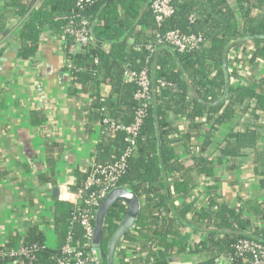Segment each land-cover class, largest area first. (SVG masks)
Wrapping results in <instances>:
<instances>
[{
  "label": "trees",
  "instance_id": "16d2710c",
  "mask_svg": "<svg viewBox=\"0 0 264 264\" xmlns=\"http://www.w3.org/2000/svg\"><path fill=\"white\" fill-rule=\"evenodd\" d=\"M0 33L14 20L21 22L18 31V57L35 58L39 52L42 34L53 33L59 43L71 23L80 25L86 20L93 43L70 52L71 38L61 44L65 60L70 65L73 84L91 93L92 120L101 126L102 139L96 145L94 156L101 164L113 163L127 150L126 133L112 132L103 124L105 117L129 125L135 118L137 86L125 81L126 69L146 70L153 87L159 79L168 83L166 89L156 93L147 111V117L137 139V149L127 160V169L120 186L131 189L141 201V211L133 231L126 234L121 245L147 252L139 264H168L176 255L198 253L204 258L232 257L241 264L235 245L243 239L264 245V229L256 227L264 220L261 204L250 203L244 211L224 203L219 187L220 177L214 168L224 162L233 163L247 150L259 154L260 134L257 129L244 132L234 130L224 140L223 147L212 150L214 131L233 121L245 106L264 113V79L260 83L239 77V65L264 61V0H174L176 14L158 26L152 9L154 0H93L92 4H79V0H0ZM236 3L238 9L233 7ZM195 14L193 21L190 17ZM179 30L186 34H200L204 38L201 49L178 53L156 41L158 33ZM239 49L244 57L233 60ZM248 49V52H246ZM2 52H0V60ZM103 86H109V97L103 96ZM3 94L0 90V106ZM244 110V111H243ZM171 116H180L190 122V132H203L193 167L188 169L180 160L181 138H175L177 129ZM255 118H259L256 114ZM44 118L34 114L33 124ZM198 171L210 192L207 208L198 209L196 200L183 209L175 206L177 197H187L193 188V173ZM77 171V183L71 190L78 192L89 175ZM172 174V179L169 180ZM264 191V179L261 180ZM127 206L118 201L109 210L102 240L104 264L107 243L125 216ZM55 231L57 247L42 249L45 237L37 227L31 228L24 244L38 246L31 262L22 258L7 259L0 264H56L55 257L71 237L75 246L84 243L78 221H73V204L56 202ZM192 228L186 234L185 228ZM199 235L205 237L196 242ZM135 249H134V248ZM200 247V248H199ZM9 250L11 245L0 247ZM137 252V250L135 251ZM121 264L124 252L118 251ZM209 264H213L210 263Z\"/></svg>",
  "mask_w": 264,
  "mask_h": 264
},
{
  "label": "crops",
  "instance_id": "0c3cea01",
  "mask_svg": "<svg viewBox=\"0 0 264 264\" xmlns=\"http://www.w3.org/2000/svg\"><path fill=\"white\" fill-rule=\"evenodd\" d=\"M233 7L238 9L236 3ZM20 24L18 20L11 21L7 30L0 33V90L3 94L0 106V247L21 245L28 231L37 227L51 249L57 247L56 202L71 204L70 201H74L75 193L71 188L77 183V171H88L89 166L97 162L94 152L102 139L101 126L91 119V93L73 84L61 43L53 33L45 31L42 34L41 48L35 58L24 60L18 57ZM80 51L79 47H70L73 54ZM244 55L239 49L233 53L232 59L241 60ZM238 67L240 79L255 80L261 86L264 61H246ZM101 92L109 97L111 88L103 86ZM252 107L243 108L245 111L237 114L231 123L214 131L211 150H215L216 141L224 142L231 131L244 132L251 128L259 131L261 153L256 156L253 150H247L244 157L234 162V170L229 169L233 164L230 161L225 162L217 173L224 203L242 209L244 216L250 219L252 215L247 210L250 203L261 204L264 208L261 188L264 179V113ZM34 114L44 118L41 124H33ZM256 114L259 118H255ZM170 121L178 130L174 137L181 138L176 145L180 160L190 169L194 164L191 149L198 148L205 134L192 130V140L188 142L185 136L190 130V122L180 116H171ZM56 189H59L58 197ZM64 190L70 193V201L60 197ZM195 197L196 194L191 192L185 198L177 197L174 204L183 209L191 205ZM255 225L264 229V220ZM184 231L186 234L193 232L189 227ZM136 249L139 257H147V252L140 250L139 245ZM173 257L177 259H169L168 264H195L203 258L192 252ZM221 264H227V261L222 260Z\"/></svg>",
  "mask_w": 264,
  "mask_h": 264
},
{
  "label": "built area",
  "instance_id": "2783aa9c",
  "mask_svg": "<svg viewBox=\"0 0 264 264\" xmlns=\"http://www.w3.org/2000/svg\"><path fill=\"white\" fill-rule=\"evenodd\" d=\"M92 3L93 0H79L80 5ZM152 9L158 26L162 25L166 20L171 19L176 14L174 0H154ZM195 17L196 15L193 14L190 17V20L193 21ZM88 25L89 24L86 20L81 21L80 25H76L74 22L71 23L64 31V37L61 39V44L66 45L67 38H71L73 41L71 47L76 46L81 49L92 44L93 39L89 34ZM155 39L158 43L168 45L178 53L197 51L201 49L204 43L202 35L186 34L179 30L158 33L155 36ZM124 78L128 83H134L137 86V90L134 94V100L137 102L134 121L133 123L126 125L119 123L116 119L105 117L103 119V124L112 132L126 133L128 148L125 153L113 163H92L89 166L90 173L86 178L84 186L75 193L74 201H70V193L68 190H64V193L60 195L61 198L63 197V199L70 201L71 204L74 205L75 212L73 215V221H78L81 225L84 243L82 246H75L72 242L73 239L70 237L61 249L60 255L55 257L56 264H97V260L92 253L96 212L109 193L121 187V179L127 169V160L130 156H133L136 153L137 139L155 94L169 86L166 81L159 79L157 83L158 86L155 89L146 70L137 72L131 69H126ZM250 105L252 104H249V106ZM223 143L224 142L220 143V141H216L215 150L222 148ZM198 151L199 149L197 147L192 148L190 152L191 156L194 158ZM224 163L215 166L214 170L216 173H218V170ZM193 176L195 177V187L191 192L195 193L196 197L192 202L196 200V207L198 209L207 208L210 199V192L207 189V185L204 183L205 179L198 171H195ZM172 177L171 174L168 179L171 180ZM204 237V235H199L196 242L200 243ZM133 246L137 247V244ZM47 248H49L47 244L42 246V249ZM39 250L40 248L38 246L35 245L33 247H28L24 242L9 250H5L4 248L0 250V263L11 258H22L31 262L35 259V253ZM136 250L133 251L129 249L128 246L120 245L118 251L124 252L125 262H128L129 264H139L138 261L146 257H139V254L135 252ZM235 250L241 257V264H264V245L261 243L254 240L243 239L236 243ZM222 260H226L227 264H239L232 257H217L214 259L203 257L200 262L195 264H209V262L213 264H221Z\"/></svg>",
  "mask_w": 264,
  "mask_h": 264
},
{
  "label": "water",
  "instance_id": "95a60500",
  "mask_svg": "<svg viewBox=\"0 0 264 264\" xmlns=\"http://www.w3.org/2000/svg\"><path fill=\"white\" fill-rule=\"evenodd\" d=\"M55 195L57 197L59 196V189L55 190ZM118 201L124 203L127 206V211L125 216L119 223L118 228L107 243V249L105 252V264H121L118 256L119 247L126 234L134 230L136 226L137 219L141 211V201L139 197L134 191L126 187H120L111 191L96 212L92 253L97 260V264H104L102 240L105 221L109 210ZM175 259L177 258L172 257L170 258V261H174Z\"/></svg>",
  "mask_w": 264,
  "mask_h": 264
}]
</instances>
